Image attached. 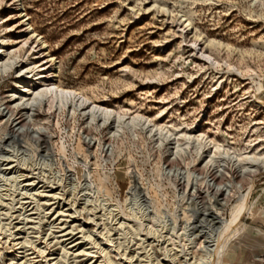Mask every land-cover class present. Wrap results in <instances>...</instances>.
<instances>
[{
  "label": "rangeland",
  "instance_id": "obj_1",
  "mask_svg": "<svg viewBox=\"0 0 264 264\" xmlns=\"http://www.w3.org/2000/svg\"><path fill=\"white\" fill-rule=\"evenodd\" d=\"M27 23L46 48L30 37ZM0 49V63L17 58L16 69L0 75V147L28 158L21 181L31 179L42 191L43 209L55 206L51 213L30 212L37 220L21 231L29 243L25 250L0 230V264L56 263L49 260L61 255L59 240L70 229L75 235L61 240L86 230L103 245V224L112 235L114 221L101 222L100 208L85 211L84 199L92 197L116 207L130 226L134 199L145 202L150 217L165 219L166 229L155 236L121 240L128 256L140 254L141 264L168 260L165 240L173 233L169 249L183 252L175 263H183L180 255L200 258L211 237L234 224L220 264H264V0H0ZM49 57L53 62L46 65ZM27 64H37L35 73L47 69L49 84L78 90L125 119L142 116L176 136L164 142L139 127L129 130L127 120L118 129L115 118L94 124L83 112L59 110L52 101L37 113L16 108L24 85L17 84V71ZM20 126L31 132L16 135L21 142L9 135ZM187 135L204 136L209 147L200 155L195 139L185 145ZM214 145L221 151L214 152ZM52 190L60 198L50 199ZM58 205L67 212L60 214ZM236 205L242 208L237 222ZM2 217L14 233L19 220ZM144 224L157 228L151 220ZM47 232L54 235L49 239ZM95 241H80L76 258L62 264H136L119 256L121 250L101 254L107 244Z\"/></svg>",
  "mask_w": 264,
  "mask_h": 264
},
{
  "label": "bare ground",
  "instance_id": "obj_2",
  "mask_svg": "<svg viewBox=\"0 0 264 264\" xmlns=\"http://www.w3.org/2000/svg\"><path fill=\"white\" fill-rule=\"evenodd\" d=\"M15 2H19V0H15ZM20 14H22V11H21ZM20 16H22L23 22H28V19L26 18L25 15H20ZM184 24H185V28H187L188 31H191L192 32L193 28H192V24L190 23V21L189 20H184ZM26 27H27V30H28V34H30V37L32 39H36L37 41H40L41 42V45L43 46V48H46L45 42H42V38H40L38 35H36L35 31L32 29V27L28 23L26 24ZM192 46L194 48L197 47V43H193ZM1 51H2V49H0V55H1V53H3V51L2 52ZM201 55L204 58H206V60L213 67H215L217 65V63L214 61V59L209 54H206V52H203L202 51L201 52ZM16 59L17 58H13V57H11V58L8 57L6 59H3L1 61V63H0V75H2L3 73H7V72H10L12 70H15L16 67H17ZM51 62H53V60H52L51 57H49L48 58V61L46 62V65L48 63H51ZM37 69H38L37 64H27L25 68H20L19 71H17V72H19L18 73L19 81H18L17 84H24V85L21 86V92H17L18 97L16 99L19 100V102H18V104L15 105L16 108H20V109H23V110H29V111H31V110L33 111L34 108H36L34 111L37 113L38 112L37 110H41V108H43L42 107L43 104H45V103H51V101H52V103H55L57 105V107L60 108L59 110L65 109V108H67V107L70 106V108L72 107V110L73 111L83 112V115L87 116L88 119L91 121V123L93 122L94 124H95V122H99V123L101 122L102 125L105 126L113 118H115V120L117 122V128L118 129H120L121 127H123L124 126L123 125L124 124V121L126 122V120H127L126 127L129 130H134V129H137L139 127L140 128V131L141 130H147V133H149V135L158 134L160 136L159 138L161 139V141H164V142H168V141H170V138L172 136H176V134L175 135H173V134L171 135V133H169L168 130H165L166 128L159 127V126H157L155 124H152L148 119L143 118L142 116H138L137 115V116H134V117L125 119L124 116L121 117L120 115H116V114H114V112L112 110H110V109H108V108H106V107H104L102 105H99V104L91 101L88 97H86L83 93L79 92L78 90H75V89H72V88L62 87L56 81H52L49 84L46 81L48 79V70L46 69V70H44L45 72L35 73V71ZM32 74H34V75L31 76V78H30L29 76L32 75ZM32 78H35V79H32ZM21 101H24V102H21ZM24 112H26V111H24ZM8 113H9V109H8V111H6V113L3 112V115L5 114V117H6V115ZM7 117H9V116H7ZM15 123H16V121H15ZM27 130H25V127L24 126H20V127H17V128H13V130L10 131V134L9 133L8 134L10 135V137H16V139H17V136L16 135L19 134V137H20V135L21 134L23 135L25 133V131H27ZM164 131H167L165 137L162 136V133H164ZM27 132H29V131H27ZM27 132H26L27 135L29 133H31V132H29V133H27ZM39 133H40V131H39ZM33 134H36V133H33ZM37 135H38V133H37ZM7 136H5V137H7ZM30 137H31V134H30L29 138ZM22 138H23V136H22ZM150 138H152V137H150ZM178 138H179V136H178ZM192 138L195 139V141L198 142L197 152H199V154L201 155V153L204 152V149L206 147L207 148L209 147L208 146L209 145V141H206L205 137L202 136V135L193 136ZM192 138L190 137V135H187L186 136V143H185V145H188L189 146L190 139H192ZM12 139L15 140L14 138H12ZM37 139H39V138H37ZM17 140H19V139H17ZM8 141H12V140L9 139ZM29 141H31V140H29ZM43 141H45V140H43ZM19 142H21V141L19 140ZM19 142L17 141L16 143H19ZM7 143H9V142H7ZM180 149H181V147H180ZM213 149H214V152L221 151L220 150V147L217 146V145H214L213 146ZM19 152H20V150H19ZM19 152H18V150H13L12 148H10L9 145L8 146L6 145V146H1L0 147V207H1L0 212L2 211V213H3V214H0V217L4 216L2 218H6L5 221H7V220L9 221L11 219L12 220H17V219L19 220V222H17L15 224V227H14V229L16 228V231L11 234V229L8 228L9 227L8 224H6V223L3 224L2 223V219H0V230H3L4 229V232H3L4 234L5 233H9V237L10 236L13 237L14 238V242H18V243H16V246H18V247L20 246V247L17 250H25L27 248V246L29 245V243H27V240H25L23 238H20L19 236L22 234L21 233L22 229H24V227L26 229V226L28 227V225H30L36 219V218L35 219L33 218V216L35 214L34 213H30V212H32V211H35L36 212L37 210H42L43 212L44 211L45 212L46 211L48 212V210H49L50 211L49 213H51L52 211H54L53 209H54L55 206L52 208V205H51V206H48L47 208L43 209L44 207H42V204H40L41 198H39V196H41L40 194H42V191H41V193L38 192L39 189L36 188L37 185H35V183L33 181H31V179H28V180H25V181L24 180L21 181V179L24 178V175L21 172V168L22 167H26L28 165V158L22 157ZM178 152H177V154L176 153L175 154L178 155ZM206 152H208V151H206ZM235 157L242 160V157L243 156L242 155H235ZM244 158H245L246 161L247 160H251L247 156H244ZM211 163H212V161H211ZM253 165H255V164H253ZM46 168H47V166H46ZM48 169L49 168H47V171L46 172H48ZM247 173H248V171H247ZM251 175L254 177L255 174L254 175L251 174ZM24 182H26V183L24 184ZM84 182H87V181H84ZM89 186H90V184H89ZM50 193H51V195H49L47 193V195H49V198L50 199L51 198L52 199H56L58 197V193H56V192L53 193V190ZM82 193H84V192H82ZM135 193H136V191H135ZM90 194H92V193H90ZM98 194H99V191H98ZM94 195H95V192H94ZM58 198H60V197H58ZM91 199H88V198H85L84 199L85 202L83 203V205H84L85 211L89 207H90V209L91 208H100L103 211V214L98 217L99 220L101 222H104V218H106V217L108 219L111 218L112 219V222L114 221V223L112 225V232H114V234L111 235V230L109 229V227L107 228V225L108 224L107 225L106 224H103L104 228L103 227L102 228H103V231H105V234L103 236L104 237L103 240H100V242H102L103 245L101 243H97V241L93 240V237H94L93 234L90 231L88 232L86 230L83 231L84 233L81 231L82 232L81 233L82 235L80 234V236H81L80 238H77V239L74 240L75 237H71V238L70 237H67L69 239L61 240L63 237L70 236L71 233H73L74 230L73 229H70V234H67L66 233V235L64 234V236L61 235L62 236V238L60 239L61 241L59 240V245L61 246V249H62L61 255L58 258H56V257H54V259L51 258L49 260V262H56V263H51V264H62L63 262L67 261V258L69 256L70 257L73 256V259L76 258L75 255L78 254V250L81 248V244H82V243H80V241H82V240H92L93 242L95 241V244L96 245L101 246V247L102 246L103 247H106V244H107V248H105V249L100 248V253L101 254L107 255V250L109 251V249H111V248L112 249H116L117 252H119L121 250V254L119 256L124 257V259L127 260V261H129V262L136 263V264H141L142 263V260H140V256H139L140 254H136L135 256H128L129 253L127 252V248L126 247H123L125 245H124V242L121 241V240H124V239L127 240L128 239L127 236H130L129 238H132V241H133L134 240V236L139 237L140 236V233H146V235H145L146 237L152 236V235L155 236V235L158 234V232H161V231H159V229L160 230L166 229L167 224H166L165 219L163 217H161V215L160 216H151L150 217V213H148L149 211L147 212L148 209L145 208V202H141V203L139 201L136 202L135 199H134V202L132 201L133 204L131 203L132 205H131V208L129 210V213H130V218L135 222V225L130 226V225H127V223L124 221V219L122 221L121 218H118L120 216L119 215L120 213L117 212L116 207H114V206L111 207V206L106 205L107 202L105 203V201H102L101 198L99 199V200H101V202H99L97 200H91ZM44 201H46V200H44ZM49 201L50 200H47L46 202H49ZM30 207H31V209H29ZM56 208H57V210H59V212H61L60 214H63V213L65 214V212H67V211H63V208H59V205L56 206ZM233 209H234L233 211L235 212L234 213V218H235V221H236L238 219V216H240L238 214H240L242 212V211H240L242 208H240V210H239V206L236 205ZM44 213H43V215H44ZM38 214H40V213H38ZM71 216H73V214ZM108 219H107V221H108ZM88 220H91V219H88ZM146 220L147 221L148 220L153 221L156 224V227L157 228L156 229H153V228L148 227V225L145 226L144 223L146 222ZM40 221H38V222H40ZM91 221H93V219ZM232 223L233 222H231V224ZM36 224L38 226V223L37 222H36ZM95 224H96V222H95ZM32 225H33V223H32ZM39 226H40V224H39ZM234 227H235V224L232 225L231 228H229L228 230L226 229L227 231L224 234L221 233V235L218 234L217 236H215V235L212 236L211 237V243L212 244H211V246H209V247H207V248L204 249V254H203L202 257H200V258H196L194 256L187 257L190 254L183 255V256L180 255V258H182V257L184 258L182 264H220V261H221L220 258H221V255L224 252L225 240L230 236V234H232L231 231H232V229H234ZM35 229H37V228L35 227ZM79 230H81V229H79ZM82 230H84V229H82ZM48 231H50V228H49ZM47 233H49V232H47ZM171 233H173V232H171ZM214 233H215V231H214ZM173 234H171V236L168 237V238H166V240H165V242L168 244V245L165 246V251L167 252L165 258H167L168 260H164V259L163 260H158L156 257H154V261H152V259L149 258L151 264H153V262H155V264H177L175 262H176L177 259H179V254L180 253L183 254V252L182 251H179V250H175L174 249V247H175L174 245H172L174 247H172V248L169 249V247L171 246V244H169V242L171 241L170 239H172V237L175 236ZM47 235H48L47 237H49V239H50V236L51 235H54V234L49 233ZM116 235L118 236V238H114V239L112 238V240H111V237H114ZM44 240H46V239H44ZM145 241H146V239H144L142 242H145ZM142 250H144V249H142ZM184 251H186V250H184ZM43 252H41V253H43ZM23 253H25V252H23ZM23 253L20 252V254H23ZM81 253H82V251H81ZM133 260H134V262H133ZM19 264H22V263H19ZM94 264H96V262ZM109 264H114V263L112 262V263H109Z\"/></svg>",
  "mask_w": 264,
  "mask_h": 264
}]
</instances>
